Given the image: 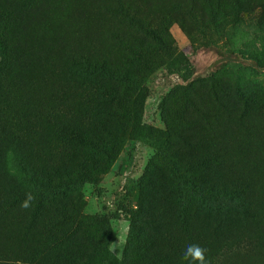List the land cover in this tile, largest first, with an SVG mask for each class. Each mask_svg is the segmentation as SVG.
<instances>
[{
  "label": "rangeland",
  "instance_id": "374dc122",
  "mask_svg": "<svg viewBox=\"0 0 264 264\" xmlns=\"http://www.w3.org/2000/svg\"><path fill=\"white\" fill-rule=\"evenodd\" d=\"M114 1L0 0V264H189L188 244L208 264H264V115L226 112L211 89L264 99V0H119L183 56H155L147 70L117 43L133 36L119 9L103 8ZM180 87L216 116L213 129L200 123L209 147L166 133L195 117L171 93ZM220 150L252 179L255 219L200 176V158Z\"/></svg>",
  "mask_w": 264,
  "mask_h": 264
},
{
  "label": "trees",
  "instance_id": "16d2710c",
  "mask_svg": "<svg viewBox=\"0 0 264 264\" xmlns=\"http://www.w3.org/2000/svg\"><path fill=\"white\" fill-rule=\"evenodd\" d=\"M191 2L193 0H190ZM120 1L116 0L113 3H104V9L118 10L122 12L123 16L127 24L129 25L130 34H132V41H122V39L117 40L118 45L121 47L125 46L124 49L129 55V58L134 60H141L142 62H146V70L151 66V60L155 58V56H166V57H174L173 59H183L182 54H176L177 50L174 48L172 42L170 41V35L168 32L163 34L161 31L155 29L150 25L147 18L143 17L134 7H119ZM180 10V9H178ZM252 12V8H246L245 13L250 15ZM234 21L238 19L233 17ZM2 22V17L0 18V23ZM122 49V48H120ZM83 61L87 62L86 57H80ZM258 61L264 62V55L258 59ZM138 68V66H137ZM143 71L138 68L135 71L136 80H142L140 78ZM132 82H135V77L131 79ZM184 87L175 88L171 91V93L179 94L182 93L184 96V100L186 101L189 109H191L194 119L183 117V121L186 125L190 126L189 129L186 126L179 127L180 125H175L173 123H165L166 133L168 136H176L177 138L183 140V144L186 149L189 150H198L205 146L209 147L208 137L205 131L202 129L203 127L200 123H204L209 126L210 129H213L215 114L208 113L204 107L197 105L192 96L186 94L184 92ZM213 91V98L218 107L225 110L226 112H234L237 109L242 110L243 112L248 111L250 107L257 108L262 115H264V99L261 100L257 98L254 94L249 91H245L243 89H236L234 92V96L229 91L228 88L223 87L218 84V88L216 89V81L211 86ZM133 96L127 102L126 108L124 107L123 120L124 122L130 123V117L134 113V111L138 110L137 102L142 99L144 102L146 96V90L142 88V90L137 94L136 91L133 90ZM97 113L96 119L98 116L103 115L104 113L100 111L99 104L95 102V96L90 97V106H94ZM132 104L134 108H132ZM143 104V103H142ZM143 106V105H142ZM132 127H138L139 122H134V116H132ZM93 121V120H92ZM60 129H67V126L60 125ZM57 129V130H60ZM213 131V130H212ZM77 131L70 129L71 135H75ZM92 136L97 134V131L91 130L89 132ZM264 134V130H263ZM166 135V134H165ZM199 166L202 167L206 174H201L200 176H208L212 177L213 183V191L214 193H224L226 190L235 194V199L237 202V210L238 213L245 215L246 218L255 219L257 217V212L255 211L254 201H253V188H252V179H246L243 181L240 176H237V169L234 164H231L230 161L227 160L225 154L220 151H215L209 159L206 157H201L199 161ZM200 181L206 182V180L202 177L199 178ZM233 216L228 212L226 223L228 225H232ZM216 233L219 230L216 228Z\"/></svg>",
  "mask_w": 264,
  "mask_h": 264
},
{
  "label": "clouds",
  "instance_id": "9594fccd",
  "mask_svg": "<svg viewBox=\"0 0 264 264\" xmlns=\"http://www.w3.org/2000/svg\"><path fill=\"white\" fill-rule=\"evenodd\" d=\"M35 199L36 197L32 192H27L20 207L24 210L30 209ZM121 242L123 243V237H121ZM205 252L206 249L199 244H188L185 247L182 259L189 262V264H208Z\"/></svg>",
  "mask_w": 264,
  "mask_h": 264
}]
</instances>
